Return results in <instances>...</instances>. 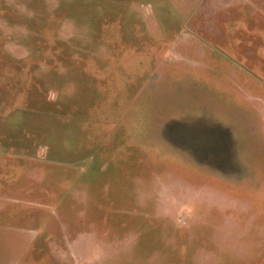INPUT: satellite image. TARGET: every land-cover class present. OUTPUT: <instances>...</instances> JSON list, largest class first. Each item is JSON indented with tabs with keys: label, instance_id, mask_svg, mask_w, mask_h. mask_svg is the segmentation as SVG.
<instances>
[{
	"label": "rangeland",
	"instance_id": "rangeland-1",
	"mask_svg": "<svg viewBox=\"0 0 264 264\" xmlns=\"http://www.w3.org/2000/svg\"><path fill=\"white\" fill-rule=\"evenodd\" d=\"M0 188V264H264V0H0Z\"/></svg>",
	"mask_w": 264,
	"mask_h": 264
},
{
	"label": "crops",
	"instance_id": "crops-1",
	"mask_svg": "<svg viewBox=\"0 0 264 264\" xmlns=\"http://www.w3.org/2000/svg\"><path fill=\"white\" fill-rule=\"evenodd\" d=\"M241 116H244V115H241ZM215 117V116H214ZM217 117V116H216ZM216 119V118H215ZM214 119V120H215ZM217 120L219 121V119L217 118ZM220 121H222L221 119H220ZM220 147V146H219ZM218 150V149H217ZM168 152H170V151H168ZM164 154L162 155V156H165V158L166 157H168L169 159H172V160H176L178 163H179V160L181 159V156H180V154L178 155L177 154V156H178V158H176V153L175 152H170V153H166V151H164L163 152ZM219 156H221V155H219ZM233 158H235L236 159V155H235V157H233ZM217 159H219V158H217ZM186 161V160H185ZM189 163L192 165V167L194 166V167H196V168H199V169H201L203 172H205L207 175H211V176H213V177H217V179L219 178V179H221L222 181L224 180V181H227V182H235V181H240L241 180V177L243 176V175H237L236 173H235V171H234V169H231V168H229V169H223V165H225L222 161H220V162H214V161H209V162H201L200 161V163H198V164H195V163H193L191 160L189 161ZM210 176V177H211ZM9 181V180H8ZM232 182V183H233ZM1 189V188H0ZM2 191L3 190H5V188L4 189H1ZM9 199H11V198H9ZM9 199H6V200H9ZM5 200V201H6ZM11 200H13V201H17V200H19V199H16V198H12ZM18 202V201H17ZM9 204V203H8ZM13 206L14 207H16L15 206V204H14V202H13ZM12 206V207H13ZM21 206L19 205V208H17L16 207V209H14L15 211H13V209L11 208V206H9L8 207V205L5 207V209L3 210H1L0 211V217L1 218H6L5 220H6V222H2L1 223V226H2V228H3V230H5L7 233H9V234H13V233H15L16 234V237H19L20 238V240H21V243H20V245L19 246H15V248L13 249L14 250V253L16 252L17 253V258H18V261H20L21 260V258H20V256H19V252H17V249H18V251H20V249H21V247L24 245V243H22V241L24 242V232L26 231V227L22 224V226H20V221H19V224H16L15 225V222H14V219H16V217H17V219H20L21 221H22V219H23V216L25 215V212H24V210L26 209V208H24V207H22L21 209ZM16 213V214H15ZM2 220H0V222H1ZM10 221H12L13 222V224H11L10 223ZM30 228H28V230H29ZM8 243H9V241H8ZM23 248V247H22ZM16 250V251H15ZM13 257H15V255L13 256ZM20 262H22V261H20Z\"/></svg>",
	"mask_w": 264,
	"mask_h": 264
},
{
	"label": "trees",
	"instance_id": "trees-1",
	"mask_svg": "<svg viewBox=\"0 0 264 264\" xmlns=\"http://www.w3.org/2000/svg\"><path fill=\"white\" fill-rule=\"evenodd\" d=\"M213 116L216 117L217 115H213ZM217 118L215 120L214 119L212 120L213 122L215 121L214 123L212 122V123H209V124H206L205 122H200V118H199V120H194V121H191V122L193 124H195L196 126L197 125H201L202 128L205 130V132L208 135H214L215 140H217V142L220 140V143H221L220 146L222 148L225 147V149H226V154H225L226 158H228L231 155L233 157H235V155H236L235 154V148L233 146V144H234L235 141L233 140V136H232L233 133L231 131V128H230V126L228 125L227 122L223 123L224 121H220L219 118H218L219 119V121H218ZM169 122H171L170 125L179 123V121L176 120V119L170 120ZM211 124H213L212 130L208 129V126L211 125ZM190 126H194V125H190ZM183 142H187V141H183ZM157 144H159V143H157ZM170 144H169L171 146V149H169L170 152L173 151V152H179V153H181V150H179V148L180 149H183L182 147H185L180 142H176V144H175V141L174 140H171V143ZM228 148L231 151H229ZM184 149L186 150V148H184ZM175 150H177V151H175ZM221 157H222V160H223L224 159V155H221ZM200 161H202V162H209L210 160L209 159H204V157H202L200 159Z\"/></svg>",
	"mask_w": 264,
	"mask_h": 264
}]
</instances>
